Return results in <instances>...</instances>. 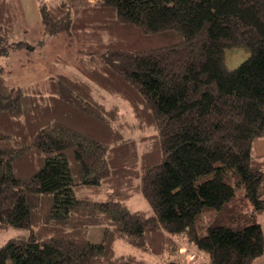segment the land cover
<instances>
[{
  "label": "trees",
  "instance_id": "16d2710c",
  "mask_svg": "<svg viewBox=\"0 0 264 264\" xmlns=\"http://www.w3.org/2000/svg\"><path fill=\"white\" fill-rule=\"evenodd\" d=\"M39 13L44 36L79 45L80 74L14 85L0 65V233L25 231L0 264H183L180 236L210 264L264 256V0H97L79 14L39 0ZM15 16L0 0V57L34 47L14 40ZM232 46L250 55L228 69ZM138 194L150 210L130 208Z\"/></svg>",
  "mask_w": 264,
  "mask_h": 264
},
{
  "label": "rangeland",
  "instance_id": "374dc122",
  "mask_svg": "<svg viewBox=\"0 0 264 264\" xmlns=\"http://www.w3.org/2000/svg\"><path fill=\"white\" fill-rule=\"evenodd\" d=\"M13 0L16 6L14 40H25L34 47L12 50L8 55L0 57V65L4 67L6 79L10 84L27 86L36 81L45 80L54 73L80 74L77 66L78 57L81 55L79 45L69 42L66 34L44 36L40 31L42 24L39 9L35 8L36 0ZM57 1V0H46ZM60 1V0H59ZM72 4L75 14H79L81 7L90 0H67ZM95 1V0H94ZM91 2H93L91 0ZM37 3V2H36ZM39 7V4H37ZM249 51L243 46H232L226 49L224 60L228 69L236 68L249 57ZM114 101L113 99H109ZM122 106L124 104L120 101ZM264 138L254 144V152L264 150ZM259 147V148H258ZM131 209L150 210L148 201L142 194H138L129 201ZM212 218V217H211ZM105 226L93 225L88 228V237L93 242H99L103 236ZM21 229H9L0 233V246L9 239L22 236ZM187 237H177L180 247L179 260L183 264H210L204 252L197 250ZM118 254L132 251V247L124 241L116 245ZM7 264H11L8 262ZM253 264H264V256L258 258Z\"/></svg>",
  "mask_w": 264,
  "mask_h": 264
},
{
  "label": "crops",
  "instance_id": "0c3cea01",
  "mask_svg": "<svg viewBox=\"0 0 264 264\" xmlns=\"http://www.w3.org/2000/svg\"><path fill=\"white\" fill-rule=\"evenodd\" d=\"M34 1V0H33ZM32 1V2H33ZM93 2H95V1H97V0H92ZM37 2V3H36ZM36 2H35V4H34V2H33V5H34V7L37 9H39V7L37 6V4H39V0H36ZM93 2H91V0L89 1V2H86V3H93ZM257 142V141H256ZM261 146H263V149L262 150H264V144H262ZM259 148V147H258ZM257 154H259V155H262V154H264V151H262V152H259V149H258V152H257Z\"/></svg>",
  "mask_w": 264,
  "mask_h": 264
}]
</instances>
